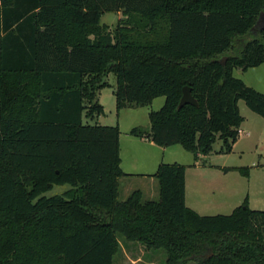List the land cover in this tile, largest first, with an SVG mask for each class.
<instances>
[{"label":"trees","instance_id":"1","mask_svg":"<svg viewBox=\"0 0 264 264\" xmlns=\"http://www.w3.org/2000/svg\"><path fill=\"white\" fill-rule=\"evenodd\" d=\"M112 11L128 17L114 32L101 22ZM263 11L264 0H0V264H114L120 237L164 249L168 264H264V210L246 198L200 215L178 162L153 174L158 200H121L120 127L83 121L104 113L114 73L118 111L165 97L132 135L196 160L218 138L231 152L239 101L264 116V93L233 74L264 64ZM185 86L199 106L179 107ZM55 184L70 187L44 195Z\"/></svg>","mask_w":264,"mask_h":264},{"label":"rangeland","instance_id":"2","mask_svg":"<svg viewBox=\"0 0 264 264\" xmlns=\"http://www.w3.org/2000/svg\"><path fill=\"white\" fill-rule=\"evenodd\" d=\"M127 18L122 11H112L104 13L101 22L105 25L107 31L114 32L119 22L125 24ZM250 37L248 36V38ZM233 74L235 77L242 79L248 86L254 87L259 92L264 93V64L251 67L247 70L234 68ZM107 81L110 85L106 89L107 95L104 98L105 112L91 122L96 123L99 120V123L103 125H118L120 121V130L125 149L127 147L126 138L132 135L126 130L130 123L135 121L139 127L148 130L149 125H151L149 111L159 110L164 105L165 97L160 96L155 98L150 105L133 107L139 111L137 118L133 120L128 114L126 115V113L133 112L129 108H123V111H118L116 108L115 95L112 93V88L115 89L117 83L116 75L114 73L108 74ZM239 107L241 115L246 117V120L242 127L243 132L239 134L240 140L237 148L229 153L223 152L220 154L219 151L223 147V140L218 138L213 145V151L200 160L201 164L207 165L202 169L203 173L200 172L198 174L196 173L198 171H195L196 169H191L189 171V181L203 180L208 185L214 179L216 181L215 188L217 193L219 191L220 195L215 196L213 191H209L210 189H207L209 187L205 185L206 196L204 199L206 201L213 199L215 201L213 205L215 206L220 203L224 207L235 203L242 205L243 201L247 198L248 204L252 209L264 210V116L251 110L244 100L239 101ZM119 113L121 114V118ZM85 120L87 119L85 118ZM173 148H179L183 154L192 156L191 152L189 153L181 145ZM178 159L187 161L184 157ZM241 168L248 171V174H243L240 170ZM129 178L133 179L124 178L121 181V199L126 195L125 189L127 186L147 187L142 176L135 175ZM69 187V184H55L44 195L61 194ZM242 196H244L243 201ZM220 209L218 211H229L226 213H231V210H226L228 207ZM214 211L217 210H210L212 213H215ZM119 239L120 249L114 256V264H168L167 253L164 249L147 250L140 242L125 241L123 237ZM138 258L140 259L137 260ZM187 264H196V262L192 260Z\"/></svg>","mask_w":264,"mask_h":264},{"label":"crops","instance_id":"3","mask_svg":"<svg viewBox=\"0 0 264 264\" xmlns=\"http://www.w3.org/2000/svg\"><path fill=\"white\" fill-rule=\"evenodd\" d=\"M233 72H234V70H233ZM107 88H108V86L102 88L98 94V97H97V101L99 104H101L103 106L104 112H105L104 98L107 95V92H106ZM112 93H113V95H115V89L114 88H112ZM115 103H116V97H115ZM126 108H129L131 111H133L130 113H126V115L128 114L129 117H131L133 120L135 118H137L139 111L136 110V108H133V107H126ZM124 109H121L120 111H123ZM149 113H150V111H149ZM102 114L96 113L90 117H86V114L84 112L83 121H84V123L95 124V123H92L91 121L96 119V118H99ZM119 115L121 118L120 113H119ZM85 118L87 120H85ZM243 118H244V121L242 122V124L239 128L242 130V132H243L242 127H243V124L245 123L246 117L243 116ZM96 123L100 124L99 120L96 121ZM118 125L121 129V122L120 121L118 122ZM135 126H139V125H138V123H135V121H132V123H130L129 127L126 130H128V132H130V130ZM150 127H151V125H149V129H150ZM239 140H240V137H238V140L234 143L232 151L235 148H237V146L239 145ZM126 141H127V147L124 149L123 138H122V135L120 134L121 168L127 175H124V176L119 178V192H120L119 197L121 199V181L124 178L125 179H133V178H129V177H134L135 175L142 176L143 177L142 179H144L145 185L147 187H129V186H127V188L125 189L126 195L121 200L127 199L136 190L141 191L142 199L144 201L158 200V196L160 195V184H159L158 178L153 176V174H155V172L157 171L158 166L160 165L161 162H167V163L178 162V163H182V164L187 165V170H186V205L189 208L193 209L194 211H196L200 215H216V214H230V213H226L229 211H218V210H221L220 208H227L228 207V209H226V210H231L230 212L232 213L233 210L239 206V205H237V203L229 205V206H225V207L222 206L221 203L219 205L215 206V205H213V203L215 202L213 199L210 201H206L204 199L206 196V193H205L206 186L209 187V188H207V189H210L209 191H213L214 195L218 196L219 191L217 193V190L215 188L216 187V185H215L216 181L214 179L212 182H210L212 185L209 183H208V185H206V181H203V180H196L193 182L189 181V171L191 169H196L195 171H198V172H196L198 174H200V172L203 173L202 169L204 167H206L207 165L201 164L200 160L204 157V155H200L199 159L196 160V158L194 157V154L192 152H191L192 156H188L187 154L185 155L182 152H180L179 148H173V147H176L177 145H180V144H175L172 146L163 147V146L155 144L153 141H151L148 138L138 137V136H134V135L127 137ZM219 152H220V154L223 153L221 150ZM189 153H190V151H189ZM180 157L186 158L187 161H182V160L178 159ZM211 166H216V165H211ZM243 198H244V196H242V201L244 200ZM210 210H217V211H214L215 213H212V212H210ZM223 212H225V213H223ZM147 250H149V249H147ZM139 259L140 258H138L137 260H139Z\"/></svg>","mask_w":264,"mask_h":264},{"label":"water","instance_id":"4","mask_svg":"<svg viewBox=\"0 0 264 264\" xmlns=\"http://www.w3.org/2000/svg\"><path fill=\"white\" fill-rule=\"evenodd\" d=\"M257 28H260V29H263L264 28V11L261 12L260 17H259V20L257 22V25L253 29L255 30ZM226 60H227V57L224 56L221 59V62L222 63H225ZM185 104H193V105L199 106V102L193 96L192 91H191V88L189 86H185L183 88V95H182V98H181L179 107H182Z\"/></svg>","mask_w":264,"mask_h":264},{"label":"built area","instance_id":"5","mask_svg":"<svg viewBox=\"0 0 264 264\" xmlns=\"http://www.w3.org/2000/svg\"><path fill=\"white\" fill-rule=\"evenodd\" d=\"M240 133H242V130H241V129H239V134H240Z\"/></svg>","mask_w":264,"mask_h":264}]
</instances>
